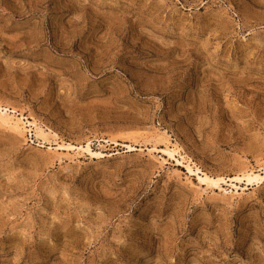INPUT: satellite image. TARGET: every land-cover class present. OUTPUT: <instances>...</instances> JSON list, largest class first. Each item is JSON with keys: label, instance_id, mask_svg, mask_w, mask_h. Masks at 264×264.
<instances>
[{"label": "rangeland", "instance_id": "rangeland-1", "mask_svg": "<svg viewBox=\"0 0 264 264\" xmlns=\"http://www.w3.org/2000/svg\"><path fill=\"white\" fill-rule=\"evenodd\" d=\"M0 104V264H264V182L186 167L264 169V0H0Z\"/></svg>", "mask_w": 264, "mask_h": 264}, {"label": "bare ground", "instance_id": "bare-ground-1", "mask_svg": "<svg viewBox=\"0 0 264 264\" xmlns=\"http://www.w3.org/2000/svg\"><path fill=\"white\" fill-rule=\"evenodd\" d=\"M15 110H12L11 112H14ZM20 122H22V119H18ZM0 121L5 124V125H10L12 122L11 115L9 113L8 108H4L3 105L0 104ZM24 123V122H23ZM21 123H17V127H19ZM32 124V122H30ZM34 126H36V133L37 134H42V129H40L34 122ZM21 128V127H20ZM127 148H130L132 150V146L128 145ZM155 148V147H154ZM56 151H83L90 156H103L101 155L100 152H94L91 148V142H88L87 145H80V146H75L73 144H56L54 147ZM162 152V155L165 157H168L169 159L175 160L177 163L182 164L183 162L177 158V155L180 153L177 148L171 147L169 143H166L165 148L160 149ZM159 151V150H158ZM180 155V154H179ZM186 167L189 172L191 173H196L198 176V179L201 184L207 185L208 187L212 188H219L223 189V184L229 186L230 192L239 194L240 191H245L246 189L249 188L251 184L254 183H262L264 182V169L262 172H255L253 170L251 171H246L242 175H237L234 177L229 178L226 180L224 177H211L207 173H204L197 169L195 171L193 167L190 164H186ZM224 191H227L226 188L223 189Z\"/></svg>", "mask_w": 264, "mask_h": 264}]
</instances>
